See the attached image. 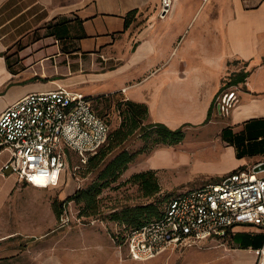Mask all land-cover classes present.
Instances as JSON below:
<instances>
[{
	"label": "crops",
	"instance_id": "1",
	"mask_svg": "<svg viewBox=\"0 0 264 264\" xmlns=\"http://www.w3.org/2000/svg\"><path fill=\"white\" fill-rule=\"evenodd\" d=\"M161 6L162 0H0V115L31 92L65 88L64 79L124 75L116 89L96 96L123 92L147 105L149 122L175 129L215 124L221 158L234 160L221 175L252 170L264 161V0H173L163 19ZM50 22L58 23L61 40L48 36L44 48L15 50ZM18 52L27 54L24 67L12 62ZM166 152L156 149L145 168L166 169L154 162ZM9 157L0 148V218H9L18 186L41 188L2 171ZM188 248L182 264H264V226L238 224L225 238Z\"/></svg>",
	"mask_w": 264,
	"mask_h": 264
},
{
	"label": "rangeland",
	"instance_id": "2",
	"mask_svg": "<svg viewBox=\"0 0 264 264\" xmlns=\"http://www.w3.org/2000/svg\"><path fill=\"white\" fill-rule=\"evenodd\" d=\"M135 22L144 25L143 20L136 19ZM48 34V30H36L18 43L15 50L44 48L49 42L46 40ZM41 39L44 42L34 48V41ZM26 55L18 52L12 62L18 63L17 67H24ZM106 76L102 73L83 74L75 81L62 79V83L67 89L92 97L96 110L115 131L124 120L122 111L125 106L122 104L118 109L117 102L128 99L123 92H118L111 101L96 95L116 89L125 77L119 74ZM227 81L229 79L224 82ZM42 82L47 84L48 80ZM29 83L15 84L11 88ZM207 123H183L178 128H182L184 138L172 145L162 146L155 144V134L147 137L145 131L138 128L122 147L114 149L97 167L81 163L76 153L67 150L70 170L58 187L32 184L41 188L22 185L14 190L9 218H0V264H182L188 256V247L169 251L149 261L132 260L125 245L120 244L125 235L123 215L125 210L138 206H152L153 210L161 213L173 195L222 181L226 177L221 174L234 164V160L229 156L221 158L220 141L216 137L218 127ZM164 147L167 148L166 154L154 161L166 168L155 171L160 190L148 194L143 183L133 177L151 170L145 168L147 157ZM124 150L133 156L131 162L116 177H111L108 182L101 181L99 177L103 169ZM76 165L79 167L74 172ZM94 185H97V190L100 189L95 196L97 210L87 207L81 199L67 201L78 190H88ZM114 213L121 218L114 219Z\"/></svg>",
	"mask_w": 264,
	"mask_h": 264
},
{
	"label": "built area",
	"instance_id": "3",
	"mask_svg": "<svg viewBox=\"0 0 264 264\" xmlns=\"http://www.w3.org/2000/svg\"><path fill=\"white\" fill-rule=\"evenodd\" d=\"M172 5L173 0H162L160 18ZM227 99L224 104L230 105ZM110 132L92 97L61 87L31 92L0 115V148L10 153L2 171L15 174L20 182L58 186L70 170L67 150L84 164L108 142ZM263 164L173 195L160 218L129 234V257L145 261L172 247L222 238L238 224L264 226V174L259 175L264 169L257 170Z\"/></svg>",
	"mask_w": 264,
	"mask_h": 264
},
{
	"label": "trees",
	"instance_id": "4",
	"mask_svg": "<svg viewBox=\"0 0 264 264\" xmlns=\"http://www.w3.org/2000/svg\"><path fill=\"white\" fill-rule=\"evenodd\" d=\"M136 12L137 10H133L128 14L127 16L128 19L126 18V26L130 22L129 15L135 14ZM46 29L49 32L48 36H54L58 40H61L64 37L62 36L61 31L58 29V23H55L53 25L50 22L46 26ZM117 95L118 93H114L111 94V96L109 95L100 96L97 98L107 97L106 101L107 100L111 101V99ZM122 104L125 105L122 111V116H124L123 122L115 131H112L111 128L108 142L99 149L97 154L90 156L88 161L84 164L87 163L90 165L94 164L95 167L101 166V164H103L106 161L108 154L112 153L114 149L122 147L138 128H140V130L145 131L146 133L145 135L147 137L150 136L151 134H155L156 136L154 142L157 146L172 145L174 143L180 142L184 138V132L181 127L177 129H171L165 124L160 122L157 123L147 122L148 120L147 105L143 103H137L131 100H125V101L119 100L117 102V108L120 109ZM211 110L212 108H210L209 110L208 119L211 116ZM132 158L133 156L125 150L117 154L103 169L99 177L100 180L104 182H108V180L111 177H116L118 174L121 173L123 168H125L127 164L131 162ZM237 171H239V169H236L232 172H237ZM133 179L135 181L143 183L144 188L146 189L148 194L153 192H158L160 190V183L155 175L154 170L138 173L134 175ZM97 185L105 186L106 184H97ZM97 185L90 187L88 190H78L67 201H71L74 199H81L86 203L87 207L94 208L95 210H97V203L95 200V196L97 192L100 191V189L97 190ZM165 208L161 211V213H159L156 210H153L152 206H148V207L138 206L136 209L125 210L123 215V218L125 219L123 221L125 235H123V238L121 239L120 242L121 246L126 245L129 234L133 230L141 228L142 226H144L153 219L160 218L163 215ZM112 215H114V219L116 220L118 218L119 219L121 218V216H118L115 213ZM230 232L231 231H229V233L225 237H227L230 234ZM116 237L119 240V237L117 235Z\"/></svg>",
	"mask_w": 264,
	"mask_h": 264
},
{
	"label": "water",
	"instance_id": "5",
	"mask_svg": "<svg viewBox=\"0 0 264 264\" xmlns=\"http://www.w3.org/2000/svg\"><path fill=\"white\" fill-rule=\"evenodd\" d=\"M262 169H264V164L257 170H262Z\"/></svg>",
	"mask_w": 264,
	"mask_h": 264
}]
</instances>
